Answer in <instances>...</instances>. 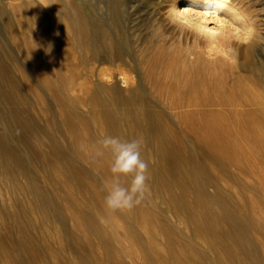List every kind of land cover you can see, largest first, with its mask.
I'll list each match as a JSON object with an SVG mask.
<instances>
[{"label": "rangeland", "instance_id": "374dc122", "mask_svg": "<svg viewBox=\"0 0 264 264\" xmlns=\"http://www.w3.org/2000/svg\"><path fill=\"white\" fill-rule=\"evenodd\" d=\"M4 1H0V51L3 59L9 63L11 73L14 76L17 74L18 78L16 77L17 83H14L0 75V96L3 99L0 100V132H6L8 141L27 157L26 160L30 158L28 163L33 175L56 201L57 212L61 213L62 219L47 215L43 217L42 209L34 205L29 194L13 189L12 182L23 186L26 178L14 171L15 165L12 163H8L13 166L12 175L8 174L1 168L0 161V264H17L8 251L13 247L12 237L16 234L10 213L19 211L22 222L24 212L31 225L33 224L28 229L32 241L25 242V247L28 254L34 257L22 260V264H154L157 258L168 264L169 250L165 244L167 235L178 237L179 243L175 247L177 252L183 253L184 245L193 246L198 254L192 253V256L203 264H225L231 261L232 258H217L211 251L209 253V242L214 238L194 234L190 224V218L202 224L208 222L201 215L204 207L225 214L223 203L207 202L203 198L200 206H193L191 215L182 213L175 206L174 198L180 196L182 202L192 203L195 190L181 192L171 185L170 173L163 160L160 156L151 155L159 150L157 138L151 135L148 142L144 135L141 136L130 126L132 115L126 112L117 114V118L129 126L136 138H142L141 150L149 152L145 161L149 162L147 182L152 195L132 211H106L104 198L107 195L106 186L112 180V156L107 151L103 156H97L96 152L101 150L98 141L106 135L108 128V123L103 118L105 112L102 111V104L108 102L112 110L115 108L109 97H102L99 93H96L95 100L89 102V85L74 88L71 81L76 77L78 32L72 28L71 22L77 11L76 8H70V5L76 3V0ZM122 1L126 13L130 14L125 19L126 28L130 29L133 24L132 32L136 34L135 54L141 56L144 46L154 47L164 43L167 49L165 52L172 56L170 59L179 61L177 54L185 52L186 48L197 42L193 33L180 31L166 19L167 8L174 3L180 8L179 0ZM87 3L99 19L104 17L105 10L101 0H87ZM45 4L47 7H44ZM230 5L236 12L255 21L258 37L251 46L233 45L238 48L235 65L223 60H217L214 64H220L224 68L225 77L232 79L230 85L234 90L250 87L254 90L255 97L264 100V85L257 80V73L264 71V0H231ZM66 7L72 11V16L64 14ZM179 38H186V44L183 41V45H179ZM198 44L203 47V41ZM138 59H132L131 65L134 68L128 69L134 78L142 77ZM94 66V71L100 66L114 68L108 63ZM235 77L241 79L236 80ZM5 81H9V84ZM47 87H55L59 95H68V99L69 95L74 98L73 103L81 110L80 118L63 107L59 98L52 96ZM15 108L21 114L26 110L25 117L18 116L13 110ZM161 117L164 136L162 155L168 154L174 159L179 169L178 177L184 178L188 170L192 172L186 180L192 187H204V191L212 193V187L205 183L202 174L219 179V184L232 197L233 208L238 216H246L251 220L247 236L257 244L258 258L264 264V110L222 111L207 113L201 117L174 110ZM66 118L73 122L72 130L62 123ZM118 128L119 132L115 137H121L123 128L120 124ZM72 136L76 139L72 145L76 153L75 159L84 170L79 171V183L74 177L62 172L61 160L52 153L53 146L50 142L51 138L56 139L58 145L66 148L71 145ZM89 136H92V140H88ZM25 144L31 146L33 156ZM191 155L201 163L203 169L194 171L196 166L187 160ZM213 159L219 161V165ZM155 168L169 185L168 189L159 187L156 190L153 187L149 170ZM130 179L129 177L124 182L125 187L129 186ZM51 209L49 206L45 207V211ZM81 212L89 214L91 220L83 219ZM92 225L98 226L96 232L89 228ZM101 237L105 238L107 246L99 241Z\"/></svg>", "mask_w": 264, "mask_h": 264}, {"label": "bare ground", "instance_id": "6f19581e", "mask_svg": "<svg viewBox=\"0 0 264 264\" xmlns=\"http://www.w3.org/2000/svg\"><path fill=\"white\" fill-rule=\"evenodd\" d=\"M0 1L3 3V0ZM30 1L32 2V0ZM75 2L76 3L72 2V4L74 3L76 5H70V8H76L77 13L74 10L76 14L73 15L72 11L68 8L69 6L66 7L67 10L64 12V14L67 13V15H73V19L71 16L69 17L72 20L69 19L72 22V28H75L76 32H78L75 58L76 77L75 79H73V77L71 81H73L74 88L77 86L81 87L82 85L85 86L86 84L89 85L88 88L90 89L87 90V98L89 102L96 99V93H99L102 97L107 96L112 100L113 107L115 108L114 110L108 106V102L102 104V111L105 112L103 118H105L108 123L106 135L116 136L119 132L118 124H120L123 128L121 129V137H119L121 140L130 141L136 139L134 136L135 134L131 132L129 126L124 125L120 122L121 120L119 121L117 118V114L119 113L126 112L127 114L132 115L131 127H134L141 136L144 135L148 142H150L149 137L151 135L157 138L159 142V150L153 152L151 155H155V157L160 156L159 158L163 160L167 171L170 173L171 185L179 188L181 192L184 190H195L194 192H196V194L192 203L182 202L179 199L181 198L180 196L174 198L175 206L182 213L191 215L193 213V206H200L204 199H207V202L221 201V203H223L225 207L224 209L226 210H224V212H226L225 214L217 213L210 207L203 208V214L201 215L207 219L205 220L208 221L206 224L198 223L194 218H190V224H192L194 234L198 233L203 236L205 235L214 238L209 242V253L211 251L217 258L220 256H225L229 260L232 258L231 261H228L225 264H262L257 255V244L247 236V230L250 226L251 220L248 217L246 218V216H238L236 210L233 208L232 197L219 184V179H216L211 175L202 174L205 183L212 187V193H207L206 190L204 191V187H192L190 183L186 182L192 172L188 170V174H186L184 178L180 176L178 177L177 174L179 169L176 167L174 159L168 154L162 155L161 148L164 136L162 132L163 121L161 115H164L167 112H173L174 110L186 114H198L200 117L207 113L216 114L222 111L240 112L244 110H264V100L258 98V96L255 97L253 95L254 90L250 87H239L234 90L230 85L233 81H231L232 79L225 77L224 68L220 64L217 66L213 62L207 60L199 51H197V47H200L198 41L195 42L194 46H190L188 49L186 48L185 52L183 51L177 54L179 61H177V59H170L172 56L165 52L167 49L164 47V43H160L154 47L144 46L141 56L135 54L134 45H136V38L134 39V37L136 34L132 32L134 29L133 24H131L130 29L126 28L125 19L130 14H128L129 12L126 13L125 4L122 0H101L102 6L105 10L104 17L101 19L89 9L90 7L87 5V0H76ZM178 2H181L179 7L182 8L184 5L193 2V0H179ZM7 4L6 8L8 7ZM45 5L47 6V4ZM91 5L93 9V2H91ZM229 8L234 10L231 5H229ZM47 10L48 8H46V11ZM39 11L40 10H38V12ZM34 12H36V10H34ZM228 14L230 15V12ZM55 18L58 19V16H55ZM183 39L179 38V41L177 40L181 46L183 45V41L185 43L186 38L185 40ZM185 47L187 46L185 45ZM135 57L140 59H138L139 63L137 62V64L140 66L142 77L139 78H134L131 71L128 70L134 68L131 63L132 59H135ZM107 63L113 65L114 68L100 66L94 71L95 64L99 66L104 64L107 65ZM49 67L51 66L49 65ZM126 67L128 68L126 69ZM1 74L11 82L17 83V74L14 76L11 73V67H9V63L3 59L0 51V75ZM51 76H53V72ZM235 79L240 80L241 78L235 77ZM1 80H3V78ZM63 80L65 81V79ZM257 80L264 85V71L257 73ZM5 82L7 83L9 81ZM91 84L93 87H90ZM59 88L60 87H58V89ZM47 89L52 92V96L55 95L59 98V102L63 107H66L76 116V118H80L81 110L73 103L75 101L74 98L70 97V95L69 99L68 95H59L56 92L55 87H47ZM8 97L9 96H7V98ZM1 99L2 97L0 96V100ZM66 102H68V104H66ZM10 104L11 103H9V105ZM13 110L15 112L16 108ZM8 112L6 113L8 114ZM16 112L18 116L25 117L27 111L24 110L22 114L20 111L19 113L18 111ZM15 117L14 121H16ZM29 118L30 117H28V119ZM10 119L12 120V114L10 115ZM22 120L24 121V119ZM62 123L68 127V129L72 130L71 127L73 122L70 119L66 118L62 120ZM57 135H59V133ZM91 137L89 136L88 140H92ZM71 139V145H68L66 148H62L58 145L56 139L51 138L50 142L53 146L52 153L61 160L62 172L70 177H74L75 181L79 183V171L84 170L78 161H76V153H74L75 150L72 148L76 139L73 136ZM25 146L28 148V151L32 153L31 146L28 144H25ZM148 153L149 152L146 150H141V155L144 160L148 158ZM31 155L33 156V153ZM23 157H25V159ZM26 158L27 157L23 155L16 146L8 141L6 132H0L1 168H3L5 172H8V174L12 175L13 166L11 167L8 164L12 163L15 165L14 171L23 174L26 178L23 186H20L17 182H12L13 189L21 190L29 194L34 205L39 209H42L41 213L43 217H46L47 215L48 217L61 220L62 216L61 213L57 212L58 206L56 205V201H54L48 191L39 184L30 169L28 163V159L30 158L27 160ZM187 160L192 161L196 166V169L193 168L194 171L200 170L201 168L203 169L201 163H199L193 155ZM214 163L219 165V161L215 160ZM149 173L152 185L156 190L159 187L168 189L169 185L164 182L158 169H151V171L149 170ZM13 174L15 173L13 172ZM14 177L15 175L13 176V179ZM9 178L12 179V177ZM47 206L52 209L45 211V207ZM228 206L230 207L229 209ZM19 212L10 213L12 225L16 228V234L12 237L13 247L8 252L9 254L11 252L10 255L13 256L17 264H22V260L26 258L32 259L34 257L28 254L25 247V242L32 241L28 229L33 224L31 225V221L27 219L25 213L21 211L22 216H24V221L22 222L19 216L21 213L19 214ZM81 215L83 219L91 220L89 214L81 212ZM92 227L89 228H91L93 232L94 230L96 232L98 226L92 225ZM99 241L105 246L108 244L104 237H101ZM178 243V237L167 235L165 244L169 250L168 264H203L192 256V253L198 254V251H196L191 245H184L182 247L183 253L177 252L175 247ZM159 260L160 258L155 259L154 264H164L163 261ZM220 263L216 262V264Z\"/></svg>", "mask_w": 264, "mask_h": 264}, {"label": "clouds", "instance_id": "9594fccd", "mask_svg": "<svg viewBox=\"0 0 264 264\" xmlns=\"http://www.w3.org/2000/svg\"><path fill=\"white\" fill-rule=\"evenodd\" d=\"M231 0H193V3L178 8L176 3L166 10V19L180 31L193 33L197 41H203V47H197L207 60L235 65L238 48L246 46L258 37L255 21L248 16L229 8ZM44 6V5H43ZM47 7V6H44ZM226 14V13H229ZM101 150L97 156L107 151L112 156L110 172L112 180L106 186L107 195L104 206L107 212L132 211L150 198L148 184L149 162L141 155L142 138L121 140L119 137L104 135L98 141ZM130 179L129 186L124 182Z\"/></svg>", "mask_w": 264, "mask_h": 264}]
</instances>
